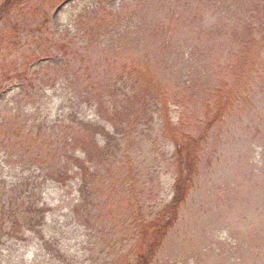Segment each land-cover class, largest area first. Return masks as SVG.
Returning a JSON list of instances; mask_svg holds the SVG:
<instances>
[{"label": "rangeland", "instance_id": "1", "mask_svg": "<svg viewBox=\"0 0 264 264\" xmlns=\"http://www.w3.org/2000/svg\"><path fill=\"white\" fill-rule=\"evenodd\" d=\"M263 29L264 0H22L0 14V180L21 173L35 181L48 203L44 233L55 238L73 215L81 217L73 206L87 181L95 219L89 229L97 235L85 243L96 252L111 244L114 258L135 249L128 213L143 218L168 198L165 135L195 142L196 175L155 264H264ZM238 50L252 55L253 70L231 82L234 101L207 127L202 116L213 90L242 63ZM143 65L167 90L171 116L157 121L159 134L146 118L153 129L127 144L123 119L139 104L128 86L138 82L133 67ZM122 69L127 79L116 88ZM80 120L93 127V139L82 133L76 140ZM18 128L26 133L18 136ZM113 130L117 144L107 152L124 161L94 159L104 132ZM54 168L67 180L50 177ZM129 172L132 194L124 186ZM47 249L5 238L0 263L51 264Z\"/></svg>", "mask_w": 264, "mask_h": 264}, {"label": "trees", "instance_id": "2", "mask_svg": "<svg viewBox=\"0 0 264 264\" xmlns=\"http://www.w3.org/2000/svg\"><path fill=\"white\" fill-rule=\"evenodd\" d=\"M20 2H22V0H3L0 6V14ZM253 38L256 41L255 36L252 35L250 42H252ZM262 40H264V34L259 38L258 42ZM237 57L242 63L234 65V69L227 76V81L222 82L221 87L213 90V99L208 104L205 115L202 116V122L207 127L218 121L220 122L223 113L230 106L231 99L234 101L235 95H231V91L233 90L231 82L236 83L240 79L243 80V72L246 70H253L255 60L252 58V55L245 54L242 50H238ZM124 71L125 69H122L121 73L115 76L112 84L114 87L117 88L116 83L119 85L123 79H127L122 77ZM131 76L137 78L138 82L134 80L128 88L137 91L133 97V102L138 101L139 104L137 103L138 105H136L134 109L129 110L125 114L123 121L128 129L125 130V142L127 144L134 143L136 145L138 143L134 140L135 134H137L135 139H138L152 130L153 126L150 122L155 124L157 131V121H161V123L168 122L169 116L171 115L165 111L169 98V95L166 96L167 90L161 87L162 84L159 83L147 66L143 65L138 72L133 67ZM141 82L143 89L139 91L142 87ZM229 94L231 97H229ZM146 118H148L150 122L144 121ZM142 121H144L145 124H141ZM171 124L173 123H168L167 126ZM69 125H72L70 120H68V126ZM75 125H77V128L81 129H77L79 134L76 136V140L80 139L82 133L88 138H92L91 134L95 131L91 125L83 120H80L79 123ZM143 125L146 127L143 128ZM26 130L27 128H18L16 129V133L20 136L22 133H26ZM91 130L93 132H91ZM117 133L118 130H113L111 133L104 132V144L99 146V149L96 150L94 159L97 157L104 158V156H110L113 157L112 159L119 162L124 161V159L120 160L117 158L120 154L114 152L113 155H111V151L107 152L110 150V147L117 144ZM84 134H82V138ZM157 134H159L158 131ZM27 135H30V133H27ZM32 135H35L34 142H36V140L38 142L40 135L39 126H37V130L34 131ZM90 143L91 142H89V144ZM165 143L166 146L162 156L169 171L168 198L158 207L148 209L143 215V218L139 216V212L131 210L128 213L127 217L131 223V231L133 232L131 237L135 249L130 248L117 253L113 258L111 244L108 250L104 252L99 250L96 252L92 249L93 247L89 248L88 243H85L93 238L95 239L97 235L90 233L89 229L90 223L95 221V219L91 211L93 198L91 194L84 192V188H90V184H88L87 181H82L78 185V200L73 206L74 213H80L81 217L74 218L77 216L73 215L71 225L59 231L61 237H49L44 233V220L46 221L45 217L48 203L43 202L41 197H38L35 181L30 180L29 177L23 176L21 173L19 176L13 177L15 179L10 182L3 179L0 180V243L5 238H13L24 242L27 240H34L40 247L43 245L47 246L48 249L43 256L45 259H48L51 264H76V260L81 257L84 259L82 260V262H85L84 264H155L156 261H158L157 255L163 244V240L176 223L179 209L182 202L185 200L189 190L188 188L197 171L195 165L192 163L194 160L192 150H194L195 142L180 141L177 138L170 140L169 135H165ZM182 151H186L187 159H183ZM89 157L93 156L89 154ZM126 161L130 163L129 157L126 158ZM42 163L44 162L42 161ZM49 176L57 179L59 177L60 180L63 181L67 180L66 171L61 168H54V172L49 173ZM132 179L133 175L130 176L129 172L128 180L124 182L125 184L123 183L124 186L129 187L128 192L131 194L135 184ZM111 203L112 201L105 205ZM158 204L159 203H157V205ZM128 205L130 206V204ZM107 216H111V212H109ZM18 227L21 228V231L17 230ZM79 232H81V234ZM99 233L101 232L98 231V234ZM39 242H45L46 244H41ZM93 246L95 245L93 244ZM71 248H73L74 254L70 253Z\"/></svg>", "mask_w": 264, "mask_h": 264}]
</instances>
